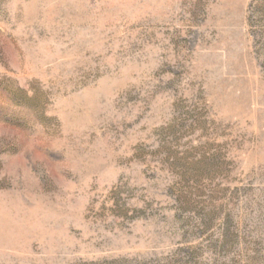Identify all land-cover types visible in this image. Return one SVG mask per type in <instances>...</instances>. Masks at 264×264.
Returning <instances> with one entry per match:
<instances>
[{
	"label": "rangeland",
	"instance_id": "1",
	"mask_svg": "<svg viewBox=\"0 0 264 264\" xmlns=\"http://www.w3.org/2000/svg\"><path fill=\"white\" fill-rule=\"evenodd\" d=\"M0 264H264V0H0Z\"/></svg>",
	"mask_w": 264,
	"mask_h": 264
}]
</instances>
